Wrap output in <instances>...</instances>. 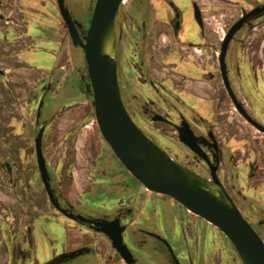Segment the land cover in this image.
<instances>
[{
    "label": "flooded vegetation",
    "instance_id": "af4514ba",
    "mask_svg": "<svg viewBox=\"0 0 264 264\" xmlns=\"http://www.w3.org/2000/svg\"><path fill=\"white\" fill-rule=\"evenodd\" d=\"M63 1L82 37L96 0ZM71 4L91 12L87 27L71 16ZM227 11L230 23L217 28L214 16L222 19ZM240 19L222 69L223 42ZM263 20L264 0H121L113 44L121 101L136 126L173 161L220 186L264 244V153L256 147L264 131L253 124L264 128V25L257 29ZM37 53L48 55L44 67ZM87 102L94 114L84 53L72 42L57 1L0 0V264H243L214 225L171 197L178 212L144 198L159 193L117 159L95 114L99 150L84 146L94 157L83 152V166L74 129L48 150L55 118ZM16 105L25 112L19 119ZM32 108L33 131L26 119ZM244 124L261 136H241ZM40 131L45 178L36 150ZM234 142L247 143V154ZM120 174L134 178L138 191L124 186ZM108 185L121 194L96 202V189L105 195ZM117 231L128 260L109 237ZM41 243L51 251L39 258Z\"/></svg>",
    "mask_w": 264,
    "mask_h": 264
},
{
    "label": "water",
    "instance_id": "95a60500",
    "mask_svg": "<svg viewBox=\"0 0 264 264\" xmlns=\"http://www.w3.org/2000/svg\"><path fill=\"white\" fill-rule=\"evenodd\" d=\"M56 1L72 42L83 50L95 119L103 139L117 159L146 189L173 198L190 212L217 227L237 249L243 264H264L262 240L228 194L220 186L218 196L210 193L205 188L206 181L173 161L142 133L125 110L117 83L116 62H111L102 51L103 40L109 32L113 34V20L121 0H96L89 27L82 37L64 1ZM242 21L238 20L225 37L220 56L222 69L227 43ZM223 78L229 91L225 74ZM253 124L264 131L262 126L255 122ZM40 139L41 131L36 138V150L39 170L45 178L47 174ZM109 237L117 252L128 260L129 252L119 231L109 234Z\"/></svg>",
    "mask_w": 264,
    "mask_h": 264
},
{
    "label": "rangeland",
    "instance_id": "374dc122",
    "mask_svg": "<svg viewBox=\"0 0 264 264\" xmlns=\"http://www.w3.org/2000/svg\"><path fill=\"white\" fill-rule=\"evenodd\" d=\"M72 2L74 1H79V3L84 2L85 0H71ZM51 4L53 5V0H50ZM68 5V2H67ZM232 11V10H231ZM231 11H227L225 12V16H222V19L220 17H216L214 16V19L212 20V23H216L217 24V28L218 27H224L230 23V14ZM234 11V10H233ZM232 11V12H233ZM69 12L71 13V16L75 19H77L84 27L88 26L89 23V19H90V15L91 12L88 10H85L84 7L81 4L75 5V4H71V10H69ZM208 22V21H207ZM58 23V22H57ZM261 26L257 27V29H262L263 25H264V20L262 22ZM48 29H50L48 27ZM52 30V29H51ZM54 31V30H53ZM58 31V30H55ZM256 32V31H255ZM35 61L37 63H39L42 67H44L48 62H49V57L46 54H42V53H37L35 54ZM116 57V56H115ZM82 65V64H81ZM32 74V72H30V75ZM27 82V80H26ZM19 95H21V93L19 92ZM21 100H23L24 96H20ZM20 102H18L19 104ZM88 103V102H87ZM82 104H73L71 105L68 109H66V111L60 113L56 118L55 121L52 123V125L50 126V128H48L47 131V147L48 150L50 152H52L54 149L58 148V145L60 144V141H64L63 137H66L67 132L74 129L75 132L73 133V141H74V145H75V153H76V157H77V163L80 166H83V164L85 163V159L86 156L88 155V157H94V149L97 151L99 150V144L100 141L98 139V134L96 131V126L94 123H92V118L94 116L93 111H92V107L91 105L88 103ZM16 108H18V106H15ZM19 109V108H18ZM30 113L28 114V116L26 117V119H30V128L31 131L34 130V121H33V108L29 110ZM25 114L23 109H19L18 111H14L15 117L16 119H19V117H21V114ZM240 135L241 136H250V135H255V136H261L258 133H254L252 132L245 124L240 126ZM32 138V133H30L29 135ZM3 137H5V135L3 134ZM30 138V140H31ZM262 138V137H260ZM6 140V139H5ZM260 142L256 145V147H258L260 150L263 151L264 153V141L262 139H257ZM18 143H16L17 145ZM91 147H93V152H87L85 153L83 151L84 146L89 147V145H91ZM3 146V151H5V144L2 145ZM234 147H238L240 148V152L242 154H247V149H248V144L247 143H242V142H234ZM83 152L85 153V155L83 154ZM56 155H54L52 158H55ZM116 168L120 171L124 169H119L120 165L118 163H115ZM77 165V166H78ZM264 166V164H263ZM81 171H76L75 177L78 181H80L81 178ZM119 176L123 177L122 182L124 186H127L129 188V190L132 191H138L137 187L139 186L137 184L136 181H134V178L128 176V175H123L120 174ZM133 188V189H132ZM117 187L115 188L113 185L109 186L108 188L106 187V194H100L101 191H98V188L95 191V195H96V202L100 201V199H110L113 197H118L119 194H114V192H116ZM141 192V191H140ZM123 194H127V193H123ZM150 195L145 196V199H153V200H157L159 202L162 203L163 206H170L171 209L174 211H179V205L177 203L171 205V199L165 195H160V194H156V193H149ZM139 198V197H138ZM143 199V200H145ZM28 207H25V211ZM29 208H33V207H29ZM18 209L19 211V206H17L16 202H15V210ZM37 209H39L37 207ZM90 209H92L90 207ZM257 230V229H256ZM258 234H260V232L257 230ZM261 235V234H260ZM38 251V257L42 258L45 257V255L47 254L48 251H51L50 249L47 250V243L43 244L41 243V246L37 249Z\"/></svg>",
    "mask_w": 264,
    "mask_h": 264
},
{
    "label": "bare ground",
    "instance_id": "6f19581e",
    "mask_svg": "<svg viewBox=\"0 0 264 264\" xmlns=\"http://www.w3.org/2000/svg\"><path fill=\"white\" fill-rule=\"evenodd\" d=\"M114 35H115V32H114ZM114 48H115V46L113 44V34L111 32H109L108 35L103 40L102 51H103L104 55L108 56V58L110 59L111 62L116 60ZM205 188H207V190L215 196H218L220 193V188L215 183H210L208 181L205 183Z\"/></svg>",
    "mask_w": 264,
    "mask_h": 264
}]
</instances>
